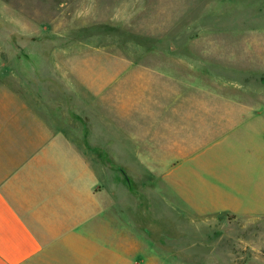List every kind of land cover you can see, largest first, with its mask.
<instances>
[{"label":"crops","instance_id":"crops-1","mask_svg":"<svg viewBox=\"0 0 264 264\" xmlns=\"http://www.w3.org/2000/svg\"><path fill=\"white\" fill-rule=\"evenodd\" d=\"M160 11L175 10L136 7L141 40L119 64L71 56L54 84L0 82V264H206L186 224L264 228V70L223 77L175 54L171 34L143 31L174 25ZM166 163L194 212L168 216L167 238L138 209L140 174Z\"/></svg>","mask_w":264,"mask_h":264},{"label":"rangeland","instance_id":"rangeland-1","mask_svg":"<svg viewBox=\"0 0 264 264\" xmlns=\"http://www.w3.org/2000/svg\"><path fill=\"white\" fill-rule=\"evenodd\" d=\"M147 3L174 7L173 13L156 14L163 20L171 14L173 26L143 31L171 34L175 54L205 59L207 68H221L223 77H230L235 68L264 70V0H0V82L16 87L54 84L58 63H69L71 56L95 58L98 63L111 58L119 64L120 58L136 52L142 30L136 27L134 13ZM123 159L129 166L133 158ZM168 165L138 179L143 229L166 238L168 231L178 232L168 227V216L178 212L194 216L167 186ZM130 175L134 174L127 173L128 180ZM150 216L152 221L145 220ZM220 223L222 231L214 234L207 227L186 224L187 242L201 247L206 264H264V228ZM222 234L226 238L221 247L226 251L218 253L216 240Z\"/></svg>","mask_w":264,"mask_h":264}]
</instances>
